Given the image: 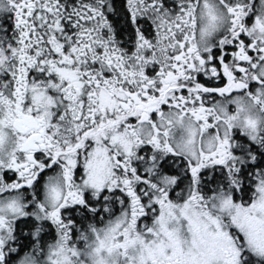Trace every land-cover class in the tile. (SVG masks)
Masks as SVG:
<instances>
[{"label":"snow or ice","instance_id":"6c2138e0","mask_svg":"<svg viewBox=\"0 0 264 264\" xmlns=\"http://www.w3.org/2000/svg\"><path fill=\"white\" fill-rule=\"evenodd\" d=\"M0 264H264V0H0Z\"/></svg>","mask_w":264,"mask_h":264}]
</instances>
